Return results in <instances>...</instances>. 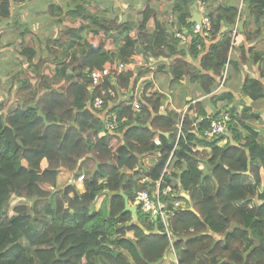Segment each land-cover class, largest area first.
<instances>
[{"label":"trees","instance_id":"trees-1","mask_svg":"<svg viewBox=\"0 0 264 264\" xmlns=\"http://www.w3.org/2000/svg\"><path fill=\"white\" fill-rule=\"evenodd\" d=\"M23 1L0 0V21L10 20L13 2ZM171 1L177 26L190 35L183 45L149 4L139 19L125 23L101 20L76 5L68 11L72 20L87 22L67 29L69 39L54 59L52 78L41 74L25 105L0 114V264H158L172 250L177 264H264V141L253 124L258 113L231 109L227 130L209 139L204 131L220 113L208 117L205 100L186 101L179 133L181 113H159L163 95L154 93L141 110L119 98L113 107L119 128L100 135L106 122L91 104L101 95L88 89L92 70L115 69L139 46L148 56L172 58L159 70L171 74V89L183 86L178 88L183 107L189 85L211 95L226 66L237 67L233 29L245 12L257 23L264 16V0H243L241 7L224 2L213 9L206 0ZM195 7H207L208 36L193 32ZM152 18L154 30L148 28ZM249 22L246 18L238 33L252 40ZM136 28L138 39L130 38ZM23 54L38 71L36 50L26 47ZM144 73L141 68L133 77L128 69L118 80L132 85ZM243 91L254 100L264 97V79L246 78ZM158 132H163L160 145L154 143ZM225 138L234 143L218 145ZM198 145L211 149L204 154ZM62 171L70 172L72 181L60 188ZM159 180L161 190L171 188L180 193L173 199L184 202L170 220V232L141 207L137 219L125 211L123 194L134 202L135 192L155 189Z\"/></svg>","mask_w":264,"mask_h":264},{"label":"crops","instance_id":"crops-1","mask_svg":"<svg viewBox=\"0 0 264 264\" xmlns=\"http://www.w3.org/2000/svg\"><path fill=\"white\" fill-rule=\"evenodd\" d=\"M40 0H25L23 2H13L12 6V17L10 20L6 21L7 24L4 26V23L1 21L0 26V114H8L12 109L25 105L27 101H29L28 95H25V89L22 88H31V86H35L33 84V80L30 81L29 85H26V78L20 84L19 82H16L15 86L13 84H10V81L8 79L13 78V76H16V79H18V74L22 70L21 64L24 62L25 68H29V70H33V68L28 64L27 56H24L23 50L26 47H31L36 50V57L33 61V65L36 64H42V61L47 60L48 56L51 54L52 50V41L51 39H54L52 37V31L55 30L58 32L60 31L61 34H59V38L64 35L66 39L68 38V35H65L67 33V25L81 26L80 19L77 18L72 20L71 15L68 13L69 10L74 9L72 8L75 4L78 6L80 5L85 6L90 0H79V3L77 4L76 0H43L45 3L43 5L39 4ZM125 0L124 3H127ZM143 1V0H142ZM162 0H146L143 7H139L138 3L134 4V6H125L124 3L118 7V9L115 12L122 11L123 15L120 20V22L123 21L124 16H127V21L131 20L129 12L131 10H135V12L142 11L146 5H151L153 8H155V11L157 12L158 16V10L161 11L163 7H160V4H163L164 6H171L172 7V1L166 0L163 3H160ZM96 2V0H95ZM130 2V1H129ZM206 6L213 9L216 8L218 5L224 2L228 3H239V7H241L243 4V0H206ZM97 3V2H96ZM95 3V4H96ZM99 3V2H98ZM101 4V3H99ZM142 4V5H143ZM75 5V7H76ZM98 5V4H97ZM100 6V5H98ZM170 7V8H171ZM207 7H205L207 9ZM104 9L102 5L100 6V9ZM140 8V9H139ZM198 10V7H195L193 9V18L196 15L197 19L198 16H201V13L205 9ZM59 11L58 14H56V17L54 15V12ZM63 11V12H61ZM62 13V18L60 14ZM65 17V19H64ZM245 18L242 19L243 21V29L245 25L246 18L250 19L248 31L254 33L252 40H247V38L244 36V34L238 33L235 36L236 39V48L234 49L233 53V59L236 61L237 67L230 68L228 66L227 70V76L224 81V83H221L215 91L208 96H203L201 91L196 90L195 87L192 85H189V91H187V95H183V107H179L178 109H183V111L186 110V107L189 105H186V101H190L192 99L193 102H203L205 100V108L207 111V116L211 117L215 114L218 115V113H224L227 112L230 114L231 109H236L238 113H242L244 109L250 110V112H256L260 116V120L253 122L256 131L259 133V138L264 141V97L258 98L257 100L252 99L249 95H247L243 91V83L246 78H255V79H264V16L260 21L257 23L254 18L249 17V13L245 12ZM159 18V16H158ZM192 18V20H193ZM151 20H154L153 18ZM19 21V24L21 25L20 30H14L11 28V24H15L13 22ZM62 21V22H61ZM241 21V20H240ZM57 22H61L63 25V28L59 29L55 24ZM79 22L78 25L76 23ZM155 22V20H154ZM60 24V23H57ZM85 24V23H84ZM240 24V22H239ZM17 26V25H16ZM52 31L47 32L48 29ZM62 29L64 30L62 32ZM241 31V29H240ZM44 32L48 36L44 35ZM242 32V31H241ZM63 34V35H62ZM59 38H56L59 39ZM250 48L253 50L249 52ZM56 49L53 48V52ZM4 61V67H1L2 62ZM54 62V61H52ZM54 64V63H53ZM42 66V65H41ZM53 68V66H52ZM184 84H187L186 81H184ZM14 89H21L19 96V99H22V101H19V104H16L15 106H5V96L4 94H10V91ZM174 92V89L172 90V93ZM13 94V93H11ZM15 95V94H13ZM213 98V99H212ZM23 103V104H21ZM219 114V116H220ZM196 115V114H195ZM218 118V117H217ZM123 121V120H122ZM206 136V135H204ZM206 138L213 139L215 137H208ZM230 138V137H229ZM225 138L222 141L218 143V145L223 146L227 143L228 140H230L232 143H234L231 139ZM198 150H200L203 153L209 152L211 149V146H204V145H198ZM45 163V164H44ZM48 165L47 160L43 161L42 167H46ZM204 163H201V168H204ZM72 174L68 171H62L59 174L58 184L59 182L63 181V185H58V187L63 188L67 186L72 181ZM63 179V180H62ZM67 180V181H66ZM262 186L264 187V179ZM78 188L83 191V184H79ZM107 194H103L99 197V200L96 201V208L99 209L103 200L106 198ZM129 237H133L132 232L128 233ZM25 244H28V241L25 239ZM158 264H177V257L175 254L173 256H166V258L158 263Z\"/></svg>","mask_w":264,"mask_h":264},{"label":"built area","instance_id":"built-area-1","mask_svg":"<svg viewBox=\"0 0 264 264\" xmlns=\"http://www.w3.org/2000/svg\"><path fill=\"white\" fill-rule=\"evenodd\" d=\"M168 21L169 25L172 27V32L175 34V37L182 45L186 44L190 39V35L187 33V31L183 32V28L180 29L179 26H177L178 24L175 22V14H173V16L168 19ZM201 22V24L197 23L194 26L193 32L196 34L202 33L205 36H208L211 33L210 31L212 26L210 25L211 20L209 12L206 8L201 13ZM155 25L156 24L154 20H151L148 23V28L154 30L156 28ZM135 31L136 30L129 34L130 38L138 39V33ZM238 32L239 22L233 29V37H235ZM122 43H125V41ZM138 51V49L134 51V54H132V56H130L126 61L119 60L115 69L110 67H105L102 69L96 68L92 70L87 77L90 80V84L88 85L90 92L94 93L99 91L101 94L100 96H96L91 103L93 108L97 112L101 113L103 119L106 122V130L103 131L101 135H104L107 131L114 132L119 128L120 120L117 113L114 112L113 107L117 104V102L120 101V99L131 102L132 108L134 110H141L143 104L146 103L145 98L152 96L154 93H160L163 95V101L159 106V113L166 114L169 110L175 109L181 113V119L177 123V128L179 133H181L183 127V110L172 107L171 99L166 100V94L159 89L160 87L156 81L157 75L155 74L156 70L160 66H169V64L172 62V58L147 56L144 55L143 52ZM141 68L146 70V73L140 76V79L136 83L127 86L120 85L118 78L123 75L126 70H133V77H135L139 74V70ZM227 70L228 65L223 72L224 80L227 76ZM148 83L151 84L149 87H146ZM106 84H110V86L105 88ZM114 86H117L118 88L115 89ZM107 97H110V99L106 100ZM228 119V115L225 114L222 119L213 121L211 127L205 131V135L208 137H216L224 133L227 128ZM154 142L156 145L161 144L159 135L155 137ZM82 179L83 177L80 178V180ZM173 197L177 196L173 194V191H171L170 188L161 190L159 185L156 192H151L146 189L136 192L135 203L138 204L144 211L148 212L152 218L160 216L166 226H168L170 217L178 213L182 205V202L179 199H173Z\"/></svg>","mask_w":264,"mask_h":264},{"label":"rangeland","instance_id":"rangeland-1","mask_svg":"<svg viewBox=\"0 0 264 264\" xmlns=\"http://www.w3.org/2000/svg\"><path fill=\"white\" fill-rule=\"evenodd\" d=\"M76 1H77V4H78L79 0H76ZM129 1H126L127 3H124L125 0H96V2H97L96 3L95 0H90V1L86 2L87 4L84 6V8H85L86 11H89V12H92V13H95V14L99 15L101 17V20L102 19H106V18L110 19V20L111 19H113V20L120 19L121 20L123 12L122 11L115 12L118 9L119 6H121L123 3H124L125 6L127 5V7L134 6V4H136V2H137L139 7H141V6L143 7L145 5L143 3H145L146 0H143V1L142 0H129ZM165 1L166 0H162L160 3H163ZM98 2L101 3V4H99ZM44 3L45 2L43 0L39 1V4H41V5H43ZM241 3L243 4V2H241ZM97 4L100 5V6L102 5V7L104 9H102V8L100 9V6H98ZM75 5L72 8H75ZM160 7H163V9L161 11L158 10V16H159L158 19L161 22H163L164 24H168L169 25L168 19H170L171 16H173V14H175V12L172 9V7L170 8L169 6H164L163 4H160ZM61 12H63V11H61ZM58 13H59V11L55 10V12H54L55 17H56V14H58ZM141 14H142V11L135 12V10H131L129 12V15H130V18H131L132 21H135V20L139 19L141 17ZM60 16L62 18V13L60 14ZM64 19H65V17H64ZM80 20H81L80 21L81 24L87 22V21H84L82 18ZM61 22H57V23H60V24H57V23L55 24L59 29L63 28V25H62ZM3 23H4V26L7 24V22H3ZM13 23H16L17 26L15 24H11V28L14 29V30H16V29L20 30L21 25L19 24V21L13 22ZM78 24H79V22L76 23V25H78ZM69 27H70V25H67V29ZM53 29L54 28H52V30ZM52 30L48 29L47 32L52 31ZM60 31L59 30H58V32H56L55 30L52 31V33H53L52 37L54 38V39H51V41H52V43H51L52 44V47H51L52 52L48 56L47 60L42 61V64H41L42 66H40V69L38 71L29 70V68L27 70V68H25V64L23 62L21 64L22 70L18 74V79H16V76H13V78L8 79L10 81V84H13V86H15L16 82H19L20 84H22V82L24 81L25 78H26L28 84H30V81L33 80L32 83L35 84V86H31L29 91H28V88H22V89H25V92H24L25 95L31 96L32 89L33 88H38V84L40 82L41 74L47 76L48 78H52V66H53V62L52 61H54V59L56 58V55L59 54L61 52V50L63 49V47L66 46V44H67V42H66L67 39L64 37L63 34H62L63 36H61L59 38V36H60L59 34H61ZM63 31L64 30L62 29V32ZM44 35L48 36L49 33L46 34L44 32ZM56 38H59V40L57 41ZM53 48L56 49L54 52H53ZM138 50H139L138 52H143V51H141L142 49H141L140 46H139ZM144 55H146V54L144 53ZM147 56H148V54H147ZM1 67H4V61L2 62ZM159 68L156 70V73H155L157 75L156 81H157V83H158V85L160 87L159 89L162 90L166 94V100L171 99L172 107L178 108L179 107V94H180L178 92L179 91L178 88L181 89V88H183V86H178V87L174 88V92L172 93L173 89H171V87H170L171 74L168 71H160ZM21 91H23V90L14 89V90H12V92L10 91V94H4L5 103H6L4 105L6 107L7 106L13 107L16 104H19V101H22V99H19L20 95H17V94H20ZM187 91H189V90L187 89ZM11 93H13L15 95H13ZM21 104H23V103H21ZM63 184L64 183L62 181V182H59L58 185L61 186ZM43 187L47 188V189L51 188L50 186H47V185H46V187L45 186H43ZM98 200H99V198L97 199V201ZM12 203L13 204H18L19 202L17 200H15ZM170 252H171L170 256H173V254H175V252L173 250L170 251Z\"/></svg>","mask_w":264,"mask_h":264},{"label":"water","instance_id":"water-1","mask_svg":"<svg viewBox=\"0 0 264 264\" xmlns=\"http://www.w3.org/2000/svg\"><path fill=\"white\" fill-rule=\"evenodd\" d=\"M196 15H197V14H195V16H194V18H193V21L196 22V23H198V24H201V23H202V22H201V16L199 15V16H198V19H197ZM126 21H127V16L125 15V16H124V19H123V21H122L121 23H125ZM239 27H240L241 30H243V21H242V20L240 21ZM38 114H39V116H41V117L43 118V120H44V122L47 124V126H49V125L51 124L50 122H48L47 117H46V115L43 113L42 110H39V111H38ZM123 196H124V198H125V211H126V212H127V211L132 212L133 217H134L135 219H137V216H138V213H137V212H138V206H137V205H132L131 202H130L129 197H128L126 194H123ZM193 210H194V209H193Z\"/></svg>","mask_w":264,"mask_h":264},{"label":"clouds","instance_id":"clouds-1","mask_svg":"<svg viewBox=\"0 0 264 264\" xmlns=\"http://www.w3.org/2000/svg\"><path fill=\"white\" fill-rule=\"evenodd\" d=\"M193 22H194V21H193ZM0 26H1V22H0ZM239 29H240V27H239ZM135 30L137 31V28H136ZM133 31H134V30H133ZM139 45H140V44H139ZM228 66H229V65H228ZM223 72H224V71H223ZM225 79H226V78H225ZM224 81H225V80L223 79V76H222V82H221V83H224ZM181 110H183V109H181ZM183 112H184V111H183ZM225 114H227L228 117H229V119H230V114L227 113V112L221 113L220 116H219V119H222L223 116H224ZM229 119H228V120H229ZM214 121H215V120H214ZM227 122H228V121H227ZM207 130H208V129H207ZM226 130H227V129H226ZM161 133H163V132H158V133L156 134V136H157V135L160 136ZM105 134H106V133H105ZM105 134H104V135H105ZM100 135H101V134H100ZM204 135H205V131H204ZM101 136H103V135H101ZM156 136H155V137H156ZM154 139H155V138H154ZM154 143H155V142H154ZM200 168H201V164H200ZM80 178H81V177H80ZM156 185H157V186H156L155 189H154V188H153V189H149V191H151V192H156V191L158 190V186L160 185V187H161V180L157 181ZM167 188H168V187H166V189H167ZM170 189H171V188H170ZM146 190H147V189H146ZM163 190H165V189H163ZM139 191H140V190H139ZM171 191H173V190L171 189ZM137 192H138V191H137ZM135 194H136V192H135ZM173 194H175L176 196H177V195H180V193L178 194V193H174V192H173ZM181 195H183V193H182ZM179 200H180V199H179ZM181 202H182V205H183L184 202H183V201H181ZM131 204H132V205H137V206H138V209H139V207H140L138 204L135 203V196H134V202L131 201ZM137 213H138V212H137ZM146 213H148V212H146ZM148 215H149V217H150L151 220H154V219H157V218H159V219L162 220V218H161L160 216H159V217H153V218H152V217L150 216L149 213H148ZM175 215H177V213H176ZM175 215H174V216H175ZM137 217H138V216H137ZM172 217H173V216H171L170 219H169L168 226H166V224H165V226H164L167 232H170V231H171V230H170V227H171V226H170V220H171ZM134 219H135V218H134ZM162 221H163V220H162ZM167 227H168V230H167ZM173 251H174V250H173ZM175 255H176V254H175ZM176 257H177V256H176Z\"/></svg>","mask_w":264,"mask_h":264}]
</instances>
